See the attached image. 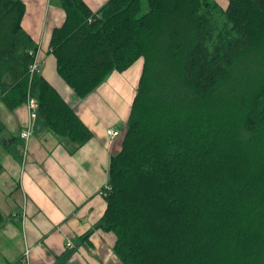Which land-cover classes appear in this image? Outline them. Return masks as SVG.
<instances>
[{"label": "trees", "instance_id": "1", "mask_svg": "<svg viewBox=\"0 0 264 264\" xmlns=\"http://www.w3.org/2000/svg\"><path fill=\"white\" fill-rule=\"evenodd\" d=\"M60 5L50 52L77 98L144 60L90 233L113 232L123 264H264V0ZM25 14L23 0H0V99L14 110L34 97L37 120L83 146L92 130L30 75L39 47Z\"/></svg>", "mask_w": 264, "mask_h": 264}, {"label": "crops", "instance_id": "2", "mask_svg": "<svg viewBox=\"0 0 264 264\" xmlns=\"http://www.w3.org/2000/svg\"><path fill=\"white\" fill-rule=\"evenodd\" d=\"M23 1V27L39 47L40 74L76 109L93 137L78 147L36 120L24 160L19 134L29 118L27 105L11 110L0 99V211L4 219L0 227V264H26L27 248H31L29 264H123L114 253L117 236L113 232H90L107 209L102 191L109 181L111 158L122 149L144 60L139 59L123 73L114 72L81 100L58 75L50 52L52 32L66 18L60 0ZM84 1L97 11L108 0ZM120 85L127 95V89H133L129 99L121 95L128 102L118 100L113 117L106 98H116L114 91ZM110 128L121 132L113 142L107 133ZM25 202L27 216L23 224Z\"/></svg>", "mask_w": 264, "mask_h": 264}, {"label": "built area", "instance_id": "3", "mask_svg": "<svg viewBox=\"0 0 264 264\" xmlns=\"http://www.w3.org/2000/svg\"><path fill=\"white\" fill-rule=\"evenodd\" d=\"M30 68V75L32 76L34 72L40 73L41 72V64L36 56V60H34V63L29 67ZM28 112H29V118L27 120V123L25 126L22 128L20 134H19V140H20V145H19V151L21 155L23 156L24 160L27 158L29 154V144L30 140L34 135V122L38 119V103L37 100L34 97L29 96L28 101L26 103ZM107 133L109 135V140L110 142H113L116 138H118L121 135V132L119 130L110 128L107 130ZM105 189H108L110 191V187L105 186ZM104 195V189L102 191ZM26 216H27V203L23 205L22 212H21V219L23 221V224L26 221ZM72 243L69 241L67 246L70 247ZM31 251V248H27L25 251V261L26 264H29V253Z\"/></svg>", "mask_w": 264, "mask_h": 264}, {"label": "rangeland", "instance_id": "4", "mask_svg": "<svg viewBox=\"0 0 264 264\" xmlns=\"http://www.w3.org/2000/svg\"><path fill=\"white\" fill-rule=\"evenodd\" d=\"M214 1L217 2V4L219 5L220 9H225L227 7L228 0H214ZM134 79H135V76H134ZM132 87L133 86H131L130 88L127 89L128 90V95H127L126 90L124 92V88L122 89L121 85H120V86H118L117 90L114 91L116 96H117L116 98H114L112 95H111L112 99H109V97L106 98V101H107L106 104H107V106L109 108V112L113 115V117H114L115 112H116V104L118 103V100L125 101V104H127V102H128V100H124V98L121 95L124 94V96L129 99L130 94H131V90L133 89Z\"/></svg>", "mask_w": 264, "mask_h": 264}]
</instances>
